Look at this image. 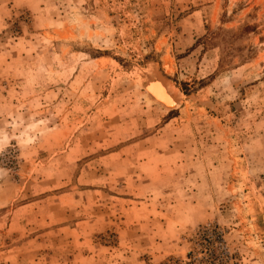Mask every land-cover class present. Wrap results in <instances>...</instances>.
<instances>
[{
  "label": "rangeland",
  "instance_id": "obj_1",
  "mask_svg": "<svg viewBox=\"0 0 264 264\" xmlns=\"http://www.w3.org/2000/svg\"><path fill=\"white\" fill-rule=\"evenodd\" d=\"M0 264H264V0H0Z\"/></svg>",
  "mask_w": 264,
  "mask_h": 264
},
{
  "label": "bare ground",
  "instance_id": "obj_2",
  "mask_svg": "<svg viewBox=\"0 0 264 264\" xmlns=\"http://www.w3.org/2000/svg\"><path fill=\"white\" fill-rule=\"evenodd\" d=\"M143 88L166 112L177 110L182 104L181 97L170 86L167 78L160 76L159 72L152 73L151 77L145 80Z\"/></svg>",
  "mask_w": 264,
  "mask_h": 264
},
{
  "label": "water",
  "instance_id": "obj_3",
  "mask_svg": "<svg viewBox=\"0 0 264 264\" xmlns=\"http://www.w3.org/2000/svg\"><path fill=\"white\" fill-rule=\"evenodd\" d=\"M159 74H160V76H163L164 78H166L162 73L159 72Z\"/></svg>",
  "mask_w": 264,
  "mask_h": 264
}]
</instances>
